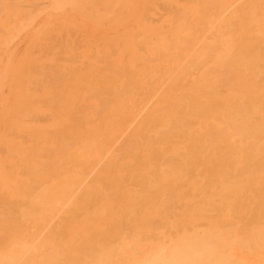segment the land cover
I'll return each instance as SVG.
<instances>
[{"label": "bare ground", "instance_id": "bare-ground-1", "mask_svg": "<svg viewBox=\"0 0 264 264\" xmlns=\"http://www.w3.org/2000/svg\"><path fill=\"white\" fill-rule=\"evenodd\" d=\"M262 31L264 0H0V149L25 147L12 138H28L32 146H43L48 138L96 137L97 132L102 138L97 153L101 159L95 155L85 161L82 173L68 188L53 189L61 208L73 197L85 199L77 193L83 184L97 183L94 172L100 166L110 171L119 149H126L125 143L152 125L170 119L169 108L184 111L190 97L183 99L177 92L186 87L206 94L227 91L228 109L215 119L226 125L221 132L232 139L240 100L247 105L257 91L264 92L260 81L264 53H254L253 45L264 38ZM77 108L97 110H73ZM73 117L74 122L83 120L73 127ZM218 131L214 137L221 134ZM180 145L170 143L161 152L176 154ZM221 152L222 143L217 141L213 156L202 158L206 171L199 169L191 184L217 182L226 168L221 165ZM32 163L28 155L0 156V184H12L7 190L12 198L25 196L28 185L19 184L29 183L15 176L19 171L28 173ZM215 175L217 180H212ZM261 178L251 172L240 188L216 194L223 211H228L229 202L242 207L249 203V210L233 224L235 235L228 237L220 230L228 227L221 220L211 231L204 230L207 239L201 247L184 235L171 241L175 248L146 257L165 264H264V227H260L264 207L257 203ZM172 180L169 173L166 182ZM37 197L31 209L43 202ZM56 215L27 227L20 247L11 252V264H40L44 255L48 262L59 257L56 248L45 244L44 236ZM246 221H250L248 232ZM83 225L86 222H79L76 228ZM113 241L110 235L105 246L90 248L78 261L91 263L97 256L103 264L144 263L130 251L131 244ZM185 254L188 258L181 257ZM64 257V261L53 260L54 264L68 263V256Z\"/></svg>", "mask_w": 264, "mask_h": 264}, {"label": "rangeland", "instance_id": "rangeland-1", "mask_svg": "<svg viewBox=\"0 0 264 264\" xmlns=\"http://www.w3.org/2000/svg\"><path fill=\"white\" fill-rule=\"evenodd\" d=\"M253 45L254 53L263 55L264 38ZM260 81L264 82V78ZM206 93L197 91L194 87L178 91V97H190L186 108L182 109L184 111L169 108L170 119L162 124L152 125L136 140L125 143L126 149H119L110 171H106L105 166H100L94 172L97 183L83 184L77 193L86 195L85 199L73 197L61 208L57 205V193L53 189L68 188L72 185L69 184L70 181L78 179L82 173L85 161L90 162L95 155L101 159L97 153L102 138L97 136V132L96 137L48 138L43 146H32L28 138H12L14 144L25 147L2 148L0 156H31L33 169L28 173L19 171L15 176L29 183L19 184L28 185L23 190L24 197L12 198L7 193L12 184H0V264H11V252L20 247V240L27 233L29 225H35L40 220L46 221L56 212L57 215L44 234L45 239L47 238V243H44L56 248L60 255L53 256L49 262L44 255L40 264L56 263L53 260L64 261V256H68L69 261L63 264H103L97 256L91 259V263L78 260L80 254L87 253L90 248L105 246L110 235L115 237L114 244H131L130 251L136 259L142 257L143 264H165L158 263L153 257H146V254L162 252L163 249L169 251L176 246L175 241H171L184 235L192 238L194 246L201 247L202 241L207 239L204 230L211 231L221 220H225L228 227L225 225L220 230L227 233L228 237L235 235L236 227L233 224L240 213L249 210V203L242 207L238 202H229L226 206L228 211H223V205L216 201V194L240 188L251 172L259 173L262 176V191L258 192L257 203L264 207V92L257 91L254 97L247 100L249 106L244 105V100H240L242 105L238 107L237 128L232 139L221 132L226 125L215 119L217 113L228 109L225 101L227 91ZM218 102L220 105H217ZM73 110L92 112L97 109ZM251 115L259 119H252ZM76 117L72 120L73 127L83 120L74 122ZM243 117L247 119L244 120ZM218 129L221 134L214 137L219 132ZM217 141L222 143L221 165L226 167L223 173L221 172L218 180V175L213 176L212 180H217L214 184H191L190 180L199 169L206 171L202 158L209 153L213 156V146ZM175 142L181 144L176 154L161 152L165 146ZM118 158L119 162L116 163ZM255 163L257 166H254ZM69 164L71 167H68ZM235 170H238L235 175H228ZM169 173H173V180L167 183L166 176ZM51 191L53 195L49 196ZM132 194L137 197H132ZM37 196L43 202L33 205L34 208L31 209L34 199H39ZM42 206L44 209L40 208ZM220 217L226 219H218ZM82 221L86 225L81 229L76 228ZM249 222L246 221L245 224L247 232L250 229ZM260 227H264V224L260 223ZM257 228L258 224L254 228L255 232ZM181 257L188 258L186 254Z\"/></svg>", "mask_w": 264, "mask_h": 264}]
</instances>
